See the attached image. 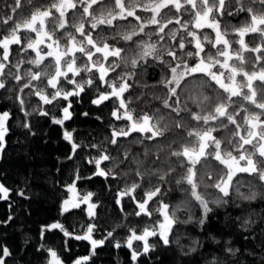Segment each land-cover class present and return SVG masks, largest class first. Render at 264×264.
<instances>
[{
  "label": "snow or ice",
  "instance_id": "obj_1",
  "mask_svg": "<svg viewBox=\"0 0 264 264\" xmlns=\"http://www.w3.org/2000/svg\"><path fill=\"white\" fill-rule=\"evenodd\" d=\"M25 4L34 6L33 0H13L10 14L0 17L3 26L0 28V90L15 93V102L25 117L32 114L26 111V97H39L44 105L59 103L58 97L69 101L61 109L62 119L52 117V122L58 125L71 118L69 98L79 97L89 88L97 94L92 104H112L110 116L122 125H109L107 142L114 146L113 151L119 152L120 138L131 137L129 143L140 145L141 150L133 154L127 148L113 156L92 144L99 155L89 163L95 167L94 176L120 179L134 174L139 178V182L133 181L131 185L125 183L114 200L122 213L124 204L134 203L133 215L150 218L151 227L140 231L130 228L125 244H115L117 248L126 246L130 250L134 264L139 256L154 250L150 238L165 246L175 243L183 250L179 236L174 233L180 225L193 222L203 228L213 211L210 203L227 204L233 196L252 202L264 195L254 190L257 185L264 189V0H49L46 6L35 8L27 17L16 19L12 13ZM232 21H238V26ZM173 24L179 28L169 29ZM14 45L21 47L14 50ZM29 50L35 55L25 59ZM14 51L21 55L15 63ZM149 66H161L165 70L161 79L151 86L162 88L165 98L151 115L147 112L136 115L131 104L148 93L142 92L134 98L130 91L134 83L130 81ZM65 85L74 87L67 90ZM249 106L256 111H251ZM161 108L174 118L171 126L165 122L164 115H158ZM38 114L49 116V111L40 109ZM185 114L193 126L186 125ZM11 115L8 110L0 112V152L5 148ZM23 128L34 135L27 119ZM173 128L184 133L185 142L179 149L172 147L176 143L174 139L164 143ZM74 131H65L64 139L75 154L84 145L74 141ZM150 159L153 165L167 167H145ZM103 162L107 163L102 167ZM177 168L182 169V175L175 180L177 190L185 192L201 209L198 219H194L193 210L185 201L171 205L163 199L172 192L171 178ZM91 178L77 174L67 186L68 191L75 194L76 180ZM153 178L158 181L155 186H152ZM146 182L148 188L144 186ZM246 184L247 190L243 191ZM209 188L217 193L212 201L206 196ZM9 192L0 183V199L7 200ZM94 195L88 192L79 197V202L65 199L61 214L69 213L70 208L84 211L83 203L87 215L94 220L98 207L91 202ZM252 223L250 218L245 219L242 227L247 230ZM81 227L83 233L74 234L62 223L54 222L42 226L41 238L46 232L59 229L66 237L88 241L90 255L74 261V264H88L95 249L123 225L117 224L100 240L93 238L98 230L94 223ZM198 244L199 241L193 240L189 251H196ZM230 244L231 241H225L223 254L235 258L239 249ZM40 250L49 254L45 264H63L55 250L44 245ZM10 255L9 249L3 247L0 264H6ZM207 264L228 262L213 254Z\"/></svg>",
  "mask_w": 264,
  "mask_h": 264
},
{
  "label": "trees",
  "instance_id": "obj_2",
  "mask_svg": "<svg viewBox=\"0 0 264 264\" xmlns=\"http://www.w3.org/2000/svg\"><path fill=\"white\" fill-rule=\"evenodd\" d=\"M12 3L13 0H0V17L10 14ZM48 3L49 0H33L34 6L25 4L12 15L16 19L27 17L35 8L46 6ZM232 23H236L238 26V21H232ZM175 28H179V25H169V29ZM4 31L6 32L7 29ZM21 35L23 36V33ZM12 47L15 50L21 46L14 45ZM34 55L35 53L29 50L24 58L27 59ZM19 59H21V55L14 51L13 63ZM247 70H251L250 64L247 65ZM164 71L161 66H149L143 73L137 72L134 81H130V83H134V87L130 90L134 98L142 92L148 93L139 102L131 104V107L136 109V115L143 112L151 115L155 108L161 105L165 98L164 90L151 86L161 79ZM144 85H148V87H144ZM73 87L74 85H65L67 90H72ZM103 89L104 86L101 85V90ZM96 95L95 90L89 88L79 97H70L71 118L66 120L63 125H58L52 122V117L62 119L61 109L67 106L69 101L58 97L59 103L53 101L52 105H44L39 97H26V111L32 114L25 117L24 112L19 111L15 102V93L0 90V112L8 110L12 114L8 122L9 131L5 137V148L0 152V183L10 190L7 200L0 199V255H2L3 247H7L11 253L6 258V264H45V259L49 254L40 250L41 245L55 250L63 264H74L77 258L90 255L91 245L88 241H78L66 237L59 229L46 232L42 239V226L51 225L54 222L62 223L68 232L74 234L83 233L82 225L94 223L98 230L93 233V238L97 240L104 239L106 233L116 228L117 224L123 225V227L116 228L112 238L95 249V255L91 256L88 264H134L130 250L126 246L117 248L115 244L116 242H120L121 245L125 244L130 228L140 231L145 227H151L150 218L133 215L134 203L124 204L122 213L121 206L115 204L114 200L117 198L116 192L125 183L131 185L133 181L139 182V178L134 174L120 179L94 176L95 167L89 163V160L99 155L97 149L90 146L92 144L99 145L100 148L106 149L113 156L120 155L127 148H131L135 154L141 150V146L130 144L131 137L120 138V151H113L114 146L106 140V137L110 136L109 125L112 123L122 125V122L116 121L114 117L110 116L113 108L110 102L99 106L91 103ZM9 97L12 98L9 99ZM153 97H160V99H153ZM183 99L182 95L181 100ZM33 109H37V111L34 112ZM40 109L48 110L49 116L39 115ZM250 110L256 111L251 107ZM84 113L88 115H84ZM158 115H164L165 122L170 126L174 123V118L168 116L163 108L160 109ZM25 119L31 123V133L34 135L23 128ZM184 122L186 125L193 126L187 114L184 116ZM73 130H75L73 132L74 141L84 145L83 148L77 149L75 154L72 152L71 144L64 139V132ZM173 139L176 140V143L172 147L179 149L180 145L185 142L184 133L173 128L168 134V140H165L164 143L167 144L169 140ZM69 156L73 158L70 160ZM105 163L107 162H103L101 166L103 167ZM145 167L166 168L167 165L159 163L153 165L150 159ZM211 167L214 169L215 164ZM116 171L120 172V169H116ZM77 174L92 178L83 181L76 180L74 194L68 191L67 186L73 183ZM181 175L182 169L177 168L171 178L172 192L163 199L171 205L185 201L187 206L192 208L194 219H198L202 214L201 209L189 200L185 192L177 190L175 180ZM157 183L158 181L153 178L152 186ZM144 186L145 188L149 187L147 182ZM242 190H247V184ZM254 190L264 193V189H261L259 185ZM21 192L23 195L19 194ZM88 192L95 194L91 202L98 205L95 209L97 215L94 220H91L87 215V206L83 203H81V208L84 211H81L80 208H70L69 213L61 214L65 199H77L79 202V197ZM206 196L209 201H212L216 198L217 193L214 189L209 188ZM209 207L213 211L209 213L203 228L193 222L180 225L178 232L174 233V236H179L183 250L175 243L165 246L158 240L150 238L151 242L155 244L154 250L139 256L135 264H207L213 254L226 259L228 264H264V195L258 196L252 202H243L233 196L227 204L217 206L210 203ZM125 214H127L126 218ZM181 216L183 218V213ZM249 218L254 223L248 225L245 230L242 224L245 219ZM213 238L220 243H215ZM193 240L199 241L194 252L189 251ZM225 241H231L230 246L239 249L235 258L224 256ZM136 250L139 252L142 251V248H136Z\"/></svg>",
  "mask_w": 264,
  "mask_h": 264
}]
</instances>
